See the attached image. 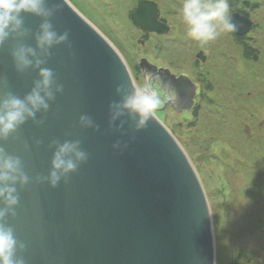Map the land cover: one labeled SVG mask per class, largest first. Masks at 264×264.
Masks as SVG:
<instances>
[{"label":"water","instance_id":"1","mask_svg":"<svg viewBox=\"0 0 264 264\" xmlns=\"http://www.w3.org/2000/svg\"><path fill=\"white\" fill-rule=\"evenodd\" d=\"M50 3H62L52 23L59 33L70 32L72 44L71 49L63 44L52 49L47 65L64 92L57 95L42 126L28 121L18 131V140L9 138L0 146L20 156L33 177L48 174L54 151L48 144L53 138L61 143L80 139L89 160L56 188L32 183L20 190L18 215L15 220L9 217V223L27 246L26 264H217L218 246L201 167L176 130L158 114L138 133L128 124L127 136L109 130L108 105L119 100L116 87L130 88L137 80L111 33H105L97 19L86 17L77 0ZM157 17L150 2H141L132 22L143 30L166 31ZM40 22L24 15L25 27L33 33ZM231 22L238 34L251 28L250 20L239 14ZM25 42L35 46L32 37ZM12 43L0 48V77L22 98L37 73L15 71ZM140 67H145L143 60ZM184 80L185 84L176 85L177 111H190L195 103L196 86ZM84 114L100 125V131L79 126ZM37 139L43 141L39 147L34 143ZM117 139L128 142L126 151L112 148ZM25 141L30 151L24 150Z\"/></svg>","mask_w":264,"mask_h":264},{"label":"rangeland","instance_id":"2","mask_svg":"<svg viewBox=\"0 0 264 264\" xmlns=\"http://www.w3.org/2000/svg\"><path fill=\"white\" fill-rule=\"evenodd\" d=\"M228 3L230 11L233 4L249 11L252 36L232 41L240 49L228 47L224 55L219 48L208 72L190 65L200 44L180 36L188 46L181 44L184 55L176 69L198 76L201 97L193 110L173 107L166 115L157 114L176 130L201 167L221 264H264V152H259L260 146L264 149V53H259L264 49V0H256L260 7L253 9L242 0ZM130 6L127 0H77L86 17L111 33L139 82L143 57L162 66L170 61H164L167 38L141 36L129 20ZM259 143L258 153H250L248 145Z\"/></svg>","mask_w":264,"mask_h":264},{"label":"clouds","instance_id":"3","mask_svg":"<svg viewBox=\"0 0 264 264\" xmlns=\"http://www.w3.org/2000/svg\"><path fill=\"white\" fill-rule=\"evenodd\" d=\"M61 4L50 3V0H0V48L13 41L10 55L15 71L18 74L28 70L37 73L31 90L22 98L9 90L6 78L0 77V144L7 143L9 138L18 140V131L28 121L42 126L57 95L64 92L56 73L47 67L52 49L62 44L72 48L70 32L61 34L52 23ZM229 7L228 0H183L178 15L187 37L203 46L222 34L236 30L231 22ZM25 14L40 19L35 33L25 27ZM29 37L34 39L35 46L25 42ZM115 93L119 100L114 99L108 105V127L113 134L119 133L122 137L128 135L124 131L126 124L132 132L138 133L148 127L165 104L179 103L176 86L149 71H145L143 79L134 82L130 88L119 84ZM38 114L40 119H37ZM79 126L100 131V125L87 114L79 117ZM34 143L39 147L43 141L37 139ZM128 147V142L121 139L112 145L121 153ZM48 148L54 149L48 174L33 177L25 170V162L20 156L10 154L0 146V264H26L24 253L27 246L9 223V217L13 220L17 218L20 190L32 183H46L56 188L62 180L67 183L70 175L89 160V153L83 149L80 139H66L61 143L53 138ZM24 150H31L27 141L24 142Z\"/></svg>","mask_w":264,"mask_h":264},{"label":"flooded vegetation","instance_id":"4","mask_svg":"<svg viewBox=\"0 0 264 264\" xmlns=\"http://www.w3.org/2000/svg\"><path fill=\"white\" fill-rule=\"evenodd\" d=\"M242 1L244 3H247V5L252 9L253 7H260L259 5H256L257 4L255 3L256 0L254 1L242 0ZM127 2L128 4H131L129 20L132 25H134L132 22L133 14L137 12L140 3L150 2L155 7V12L157 13V16H158L157 17L158 22L167 26L166 31L158 33V32L143 30L134 25L135 30L137 29L136 31H138L141 34V36H145V38H148V39L167 38V43L164 45V48L168 52L166 53V56H165L166 58H164V61L169 60L170 62H168V65L166 64L165 66H162V65H158L154 63L148 57L147 58L143 57L142 60L145 63V67L142 69L139 63V67H140L141 74H142V79H143L145 71L157 73L159 74L162 80L170 81L175 86L176 85L181 86L185 84L186 81L184 80V78L189 79V81L193 85L196 86V89H195L196 95L194 98L195 103L193 106L194 108L196 102H198V100L201 97L200 96V89H201L200 80L197 79L198 76H193L189 72L182 70L180 66L179 68L176 69V67L181 64L182 62L181 59L183 58V55H184V52L181 50V44L183 48H187L188 46V43H184V42L180 43L181 42L180 36H187L186 31H185V26L182 22V19L178 15V9H179V6L183 3V0H127ZM232 8H234L235 10L233 11L229 10V15L231 19L234 14H239L240 16H243V17H246L245 13L250 14L247 9L238 8L234 4ZM250 22H251V28L245 34H238L235 31H233L230 33L222 34L215 41L210 42L206 45H203V46L199 45L198 50L194 55V63L192 62L190 65L194 64V66L196 65L198 67H201L203 70H206L208 72L207 67L211 68V66H213L212 61L215 57L214 55L218 54L219 48L222 54L225 52L226 49H228V47H229V50H232L235 48L240 49L241 44L237 42V45H235V42H232V41H236L238 40L237 38H243L244 36H252L253 30H255V28H254L252 20H250ZM261 26L262 27L260 28V31L261 29L264 30L263 23ZM261 32H264V31H261ZM142 44H145V43L143 42ZM262 50L264 49L259 48L260 53ZM249 96L252 97L254 96V94L249 93ZM173 106H174L173 104H165L164 107H162L157 113H164V115H166V113L169 110H171ZM173 110H176V109L173 108ZM182 111H186V110L183 109Z\"/></svg>","mask_w":264,"mask_h":264},{"label":"trees","instance_id":"5","mask_svg":"<svg viewBox=\"0 0 264 264\" xmlns=\"http://www.w3.org/2000/svg\"><path fill=\"white\" fill-rule=\"evenodd\" d=\"M259 53H260V51H259ZM262 53H264V50H262L261 51V54ZM257 54V53H256ZM255 55H253L252 57L253 58H251V59H254L255 57H254ZM256 58L258 59L259 58V55L258 56H256ZM260 90V89H259ZM248 97L249 98H253V96L251 97V96H249V94H248ZM260 145V143L259 144H257V145H248V147H249V150H251V152L250 153H255L256 151H257V153H258V146ZM261 151H263L264 152V149L260 146L259 147V152H261ZM256 157H258V154H257V156ZM222 258V256H221V254H219V251L217 250V264H221V259Z\"/></svg>","mask_w":264,"mask_h":264}]
</instances>
